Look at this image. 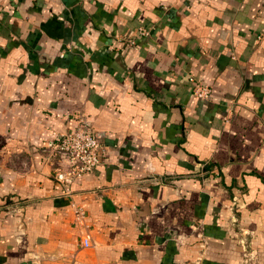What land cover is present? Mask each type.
I'll return each instance as SVG.
<instances>
[{
  "label": "crops",
  "instance_id": "crops-1",
  "mask_svg": "<svg viewBox=\"0 0 264 264\" xmlns=\"http://www.w3.org/2000/svg\"><path fill=\"white\" fill-rule=\"evenodd\" d=\"M0 264H264V0H0Z\"/></svg>",
  "mask_w": 264,
  "mask_h": 264
},
{
  "label": "built area",
  "instance_id": "built-area-1",
  "mask_svg": "<svg viewBox=\"0 0 264 264\" xmlns=\"http://www.w3.org/2000/svg\"><path fill=\"white\" fill-rule=\"evenodd\" d=\"M137 36L148 37L150 31L139 27ZM260 39V37H258ZM133 44V41H130ZM192 83L191 92L199 100L209 101L211 89L209 86L195 81ZM42 152L57 159V166L53 172L54 180L69 186L75 180L90 175L101 163L102 145L99 136L92 130L86 120H80L75 129L68 132L52 131L51 137L46 141ZM74 222L79 227L85 226L84 211L74 206ZM83 247L90 246V238L86 236L82 241Z\"/></svg>",
  "mask_w": 264,
  "mask_h": 264
},
{
  "label": "rangeland",
  "instance_id": "rangeland-1",
  "mask_svg": "<svg viewBox=\"0 0 264 264\" xmlns=\"http://www.w3.org/2000/svg\"><path fill=\"white\" fill-rule=\"evenodd\" d=\"M253 257H254V255L249 253V258H253Z\"/></svg>",
  "mask_w": 264,
  "mask_h": 264
}]
</instances>
